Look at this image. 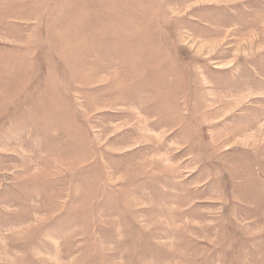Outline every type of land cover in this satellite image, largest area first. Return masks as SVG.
<instances>
[{
    "label": "rangeland",
    "instance_id": "374dc122",
    "mask_svg": "<svg viewBox=\"0 0 264 264\" xmlns=\"http://www.w3.org/2000/svg\"><path fill=\"white\" fill-rule=\"evenodd\" d=\"M0 264H264V0H0Z\"/></svg>",
    "mask_w": 264,
    "mask_h": 264
}]
</instances>
